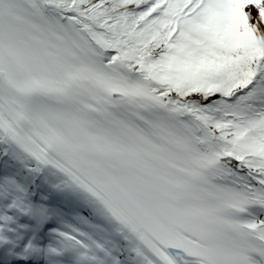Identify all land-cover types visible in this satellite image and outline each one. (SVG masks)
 Listing matches in <instances>:
<instances>
[{
  "label": "snow or ice",
  "instance_id": "snow-or-ice-1",
  "mask_svg": "<svg viewBox=\"0 0 264 264\" xmlns=\"http://www.w3.org/2000/svg\"><path fill=\"white\" fill-rule=\"evenodd\" d=\"M0 264H264V0H0Z\"/></svg>",
  "mask_w": 264,
  "mask_h": 264
}]
</instances>
